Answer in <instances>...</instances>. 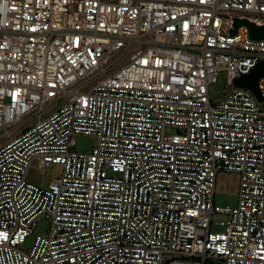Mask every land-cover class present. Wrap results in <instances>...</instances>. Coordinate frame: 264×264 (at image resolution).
<instances>
[{"label": "built area", "instance_id": "2783aa9c", "mask_svg": "<svg viewBox=\"0 0 264 264\" xmlns=\"http://www.w3.org/2000/svg\"><path fill=\"white\" fill-rule=\"evenodd\" d=\"M235 18L264 0H0V264H264V76L234 86L264 39Z\"/></svg>", "mask_w": 264, "mask_h": 264}, {"label": "rangeland", "instance_id": "374dc122", "mask_svg": "<svg viewBox=\"0 0 264 264\" xmlns=\"http://www.w3.org/2000/svg\"><path fill=\"white\" fill-rule=\"evenodd\" d=\"M227 84L224 75H219L218 81L210 87L213 98L222 97L227 91ZM96 140L88 136H80L77 138V150L86 152L90 151L95 145ZM62 166L54 165L47 170H41L38 167V159L33 164L29 173V179L36 183L45 185L54 178L61 175ZM239 179L238 175L233 172L220 171L217 175V190L215 195L216 203L220 206L234 207L238 202ZM214 231H219L221 228H213Z\"/></svg>", "mask_w": 264, "mask_h": 264}, {"label": "water", "instance_id": "95a60500", "mask_svg": "<svg viewBox=\"0 0 264 264\" xmlns=\"http://www.w3.org/2000/svg\"><path fill=\"white\" fill-rule=\"evenodd\" d=\"M241 26H246L249 30L250 36L253 39H264V25H259L254 21H251L247 18H235L234 19V29L231 30V34L234 35L237 32V29ZM264 76V60L261 61L257 67L246 76L237 78L234 81V86L237 88H246L251 90L260 102L263 101L261 95L258 81L261 77Z\"/></svg>", "mask_w": 264, "mask_h": 264}]
</instances>
